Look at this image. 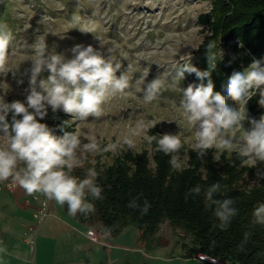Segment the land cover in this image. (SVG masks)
Returning a JSON list of instances; mask_svg holds the SVG:
<instances>
[{
    "label": "rangeland",
    "instance_id": "374dc122",
    "mask_svg": "<svg viewBox=\"0 0 264 264\" xmlns=\"http://www.w3.org/2000/svg\"><path fill=\"white\" fill-rule=\"evenodd\" d=\"M210 9L209 0H0V23H6L14 37L6 70L0 72V97L8 103L26 102L32 74L30 59L42 40L49 51L68 59L77 44L91 45L105 57L110 55L108 48H113L114 57L121 63L117 76L126 71L134 85L133 94L112 99L99 119L90 117L81 122L63 111L54 113L49 107L40 122L53 133L72 132L82 143L90 137L99 143L101 150L85 153L73 171H85L99 163L111 165L129 151L138 155L148 152L150 167L154 168L157 145L155 141L149 143L147 137L155 127L159 135L179 133L184 139L185 152L173 155L185 168L189 152L194 151L195 136L180 114L179 102L181 89L191 83L186 76L179 81L175 76L208 35L199 16ZM83 28L91 32L81 31ZM235 43L237 40L229 41L230 45ZM145 72L148 76L143 81ZM48 75L44 71L37 77V90L39 81ZM155 78L161 81V91L155 101L145 104L143 88ZM236 108L243 110V105L237 103ZM245 111L234 142H239L243 131L252 129V120L262 117L249 108V101ZM7 120L10 124L11 113ZM125 137L134 140V147L123 144ZM117 141L121 142L117 151H103ZM226 163L251 168L236 151L221 153L217 167ZM193 242L187 231L168 222L148 238H143L135 225L107 236L97 224H85L70 216L54 200L40 193L29 195L11 179L0 182V247L7 250L0 253V264H209L196 258L200 252ZM16 250L22 251L23 258L17 257Z\"/></svg>",
    "mask_w": 264,
    "mask_h": 264
},
{
    "label": "clouds",
    "instance_id": "9594fccd",
    "mask_svg": "<svg viewBox=\"0 0 264 264\" xmlns=\"http://www.w3.org/2000/svg\"><path fill=\"white\" fill-rule=\"evenodd\" d=\"M80 30L91 32L86 28ZM13 38L9 26L0 23V72L6 70ZM215 48V41H209L205 48L208 71H201L191 63H185L177 69V81L184 80L185 73H194L201 81L198 85L189 84L181 89L180 114L194 129L193 150L200 159L213 148L216 150L213 157L216 161L220 160L223 151H236L244 164L255 167L258 162L264 163V117L259 121L252 120V129L243 131L239 142H234V137L236 130L242 129V121L246 118L245 105L251 99L250 93L259 92V103L264 105V65L260 60H253L243 71H233L224 86V95L214 91L210 78L211 70L216 67ZM71 52L72 58H65L54 50L49 51L46 41L42 40L35 50L34 58L30 59L32 74L26 102L8 103L0 97V140L3 141L0 143V182L11 179L29 195L40 193L60 206L66 204L68 214L75 217L78 213L87 215L95 211L94 205L87 199L89 195L93 199L103 198V189L95 183L98 175L95 169L89 168L86 178L82 180L71 174L79 166L81 157L85 153L100 151V145L94 137L82 143L81 138L72 132L58 138L40 120L47 116L49 107L54 113L63 111L81 122L90 117L99 119L104 115L106 104L118 95H132L134 85L126 71L117 76L121 63L114 57L113 48H108V57L91 45L77 44ZM44 71L49 75L47 79L39 81L37 90V77ZM147 76L148 72H145L142 80L145 81ZM205 79L207 84L203 83ZM161 87L158 78L148 82L143 88V102L150 104L155 101ZM229 100L243 105V110L233 107ZM10 113L9 124L7 117ZM147 140L149 143L155 141L157 150L165 155L177 153L183 146L179 133H165L159 135V138L148 136ZM134 143L130 137L123 139V144L129 148L134 147ZM120 144V141L111 143L103 151L115 152ZM169 163L173 170L182 167L177 155H171ZM257 176L264 177V172L258 170ZM219 191L220 184L213 183L204 192V199L206 207L215 206L214 215L223 230L237 214V210L232 207L234 201L231 198L214 199V194ZM200 193L201 188L197 185L187 195ZM128 207L140 206L133 199ZM150 207L145 200L141 213L147 214ZM253 217L254 223L264 225V204L254 210ZM105 235H110V231L106 230ZM247 238L246 233L245 241ZM240 247L242 249L243 246ZM6 251V248L0 247V253Z\"/></svg>",
    "mask_w": 264,
    "mask_h": 264
},
{
    "label": "trees",
    "instance_id": "16d2710c",
    "mask_svg": "<svg viewBox=\"0 0 264 264\" xmlns=\"http://www.w3.org/2000/svg\"><path fill=\"white\" fill-rule=\"evenodd\" d=\"M209 1L210 11L199 16L208 35L193 58L185 63L208 71L205 48L209 41H215L216 67L211 70L210 78L214 91L226 95L224 86L228 77L233 71H243L253 61L252 55L264 65V0ZM231 40L237 43L230 45ZM185 76L191 84L201 83L194 73H185ZM203 83L207 84V79ZM259 100L257 92L249 100V108L264 117V105ZM229 103L237 107V103L231 100ZM158 129L151 128V136L159 138ZM53 135L60 138L64 133ZM181 140L183 146L177 154L182 155L187 146ZM215 151L208 150L203 159L196 151H190L188 166L180 170H173L169 163L173 154L165 155L161 151L154 155V168L150 167L148 152L138 155L131 151L111 165L89 166L88 169L98 173L95 183L103 189V198L93 199L89 195L87 199L95 211L87 215L78 213L75 217L85 224H97L104 235L109 230L108 236L118 235L127 226L135 225L143 238L154 236L168 222L187 231L198 252L232 264H264V225L254 223L253 217L254 210L264 203V177L257 176L258 170L264 172V163L241 169L226 163L219 168L218 161L213 159ZM88 169H77L71 174L82 180ZM217 182L220 191L214 194V199L231 198L232 207L237 210L223 230L214 215L215 206L206 207L204 199L207 188ZM197 185L201 193L188 196ZM133 199L140 207H128ZM145 200L151 207L147 214H142ZM63 206L68 210L66 204Z\"/></svg>",
    "mask_w": 264,
    "mask_h": 264
},
{
    "label": "built area",
    "instance_id": "2783aa9c",
    "mask_svg": "<svg viewBox=\"0 0 264 264\" xmlns=\"http://www.w3.org/2000/svg\"><path fill=\"white\" fill-rule=\"evenodd\" d=\"M41 214L43 215V213H41ZM196 258L199 261L207 262L209 264H232V263L226 262V261H224V260H222L220 258L214 257L212 255H209V254H206V253H203V252L197 253L196 254Z\"/></svg>",
    "mask_w": 264,
    "mask_h": 264
},
{
    "label": "crops",
    "instance_id": "0c3cea01",
    "mask_svg": "<svg viewBox=\"0 0 264 264\" xmlns=\"http://www.w3.org/2000/svg\"><path fill=\"white\" fill-rule=\"evenodd\" d=\"M15 252H16L17 257H20L21 256V252H22L21 250H16ZM20 258H23V257L21 256Z\"/></svg>",
    "mask_w": 264,
    "mask_h": 264
}]
</instances>
